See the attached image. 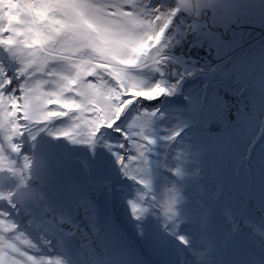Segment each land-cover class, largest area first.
<instances>
[{
	"label": "rangeland",
	"instance_id": "1",
	"mask_svg": "<svg viewBox=\"0 0 264 264\" xmlns=\"http://www.w3.org/2000/svg\"><path fill=\"white\" fill-rule=\"evenodd\" d=\"M177 2L180 3V0H137L134 10L142 18H149L156 8H160L164 14H167L176 8ZM252 6L264 10V0H252V2L251 0H245V2L243 0H208L207 3L191 0V4L184 8L188 12L192 10L193 14L181 18V24L175 28V34H180L181 37L188 34L195 37L202 35L210 39L219 35L224 43L231 42L234 52L230 51L225 57L226 50L221 51L222 55L218 59L220 63L216 66L223 67L221 70L224 72L231 63L233 53L239 59L238 62L243 59V61H249L253 66L245 79V83L249 86L255 83L254 80L264 79V29L262 26L254 25L262 22L252 21L250 16ZM227 11L236 16L229 18L230 25L224 26L222 23L228 20ZM206 19H209V27L199 32L197 23L205 26ZM248 25L253 26L255 31L249 32ZM162 49L158 45L146 59L127 69L132 82L141 89H153L161 84V77L157 75L153 65L156 60L159 62L162 58H169L167 52L160 53ZM159 55L162 57L159 58ZM147 59L150 61L144 63ZM177 59H173L172 62L181 65L184 70L176 81L169 87L163 88L165 91L159 109L148 112L142 106L140 108L142 101L145 103L150 101L144 98L130 105L126 111L130 109L132 114L127 118L124 115L125 111L115 126L121 129V132H117L115 127L105 129L95 139L97 152L106 161L98 159L91 168L83 167L84 163L81 162V175L75 173L70 167L71 160L77 159L84 153L87 156L91 145L80 142L83 151L79 152L76 142L61 134L64 129L72 126L71 117L51 123L50 126L54 124L58 141L43 137L48 135V128L36 126L30 130L19 140L22 145L20 153H13L3 135H0V146L4 148V154L16 160L17 167H23L24 159L20 156L22 154H25L31 163V168L24 176L25 184L21 183L20 177L0 172V213L3 214L0 215V219L15 226L13 230L7 232L0 226V235L10 239L9 242L14 243L20 252H26L27 255L44 261L45 264L47 259L59 261V264H152L149 258H153L152 245H157L160 249H163L164 245H170L172 254L168 253L166 257L169 260L168 264H264V120H261L264 118L263 106L255 119L240 120L237 113L224 109L217 90L222 82L217 84L212 77L205 76L180 82V78L189 68L185 66V59L182 57ZM252 59L259 64L251 61ZM149 64L152 66L149 67ZM21 67V59L15 51L0 46V69L14 77ZM222 76L219 75L215 79ZM199 78L202 80H198ZM87 79L95 82L93 77H87ZM151 102L154 101L151 100ZM59 107V105L53 106L57 110ZM217 114L231 118L235 125L232 134L245 137L240 146L241 156L247 155L248 150L252 151V156L245 161L243 169L248 170V173L251 172V165L255 160L259 163V169L250 178L243 176L241 179H233L232 183H230L229 175L222 170L227 166V172L235 176L238 162L218 158L214 166H209L207 163L206 170H200L190 161L193 159L192 152L196 150L195 144L202 134L199 128L183 131L176 144L177 148L164 159L166 168L160 180V182L163 181L160 187L164 190L159 192V195L161 197L165 192L181 195L182 205L177 213L186 223V227L180 235L188 240V245L181 244L177 237L173 238L175 241H168V228L157 219L159 215L156 209H153L152 225H149L152 227H149L146 221L136 223L137 213L133 212L130 202L139 204L140 201H146L144 187L137 182V179L150 180L156 157L161 152H155L154 158L151 156V151L148 152L145 148L142 151V162H139V156L133 153L134 138L138 132H141L145 136L147 145L149 141L152 142L157 138L163 145L165 143L163 139L181 131L185 124L196 123L200 121V117L212 119ZM246 123H248L247 128L244 127ZM245 132L251 134V137L245 136ZM124 133L127 134V139ZM38 139L41 141L39 142ZM55 141L57 145L54 144ZM65 144H68L71 149H66ZM121 144L124 145L123 148L119 147ZM208 147H214V144L209 142ZM41 151H43L42 158L46 161H39L37 155ZM120 155L125 157L128 168L126 171L122 167L130 180L126 189L117 187L122 175H113L115 180L111 186L102 184L99 179L106 172L108 167L106 162L117 164ZM133 157L136 159H132ZM38 164H43L45 169L52 173V177H55L52 178L53 190H50L48 194L41 192V187L46 185L48 180L35 174L38 171ZM118 169L122 170L121 165ZM95 170L97 177H95ZM167 171L174 173L176 177L166 175ZM196 174L199 176L198 185H193V182L188 186V178ZM177 176L185 180L178 182ZM252 177L255 178L254 181L250 180L254 179ZM56 181L58 182L55 183ZM220 187H224L219 195L221 200L215 201L213 195ZM195 188L199 190L196 192L199 195L194 194ZM29 194H32V198ZM141 195L145 197L143 200L140 198ZM50 203L52 208L49 206ZM230 207H237L238 211L232 214ZM59 210L62 211L60 215L57 214ZM83 213H86L91 221L89 227L84 223L87 218L82 217ZM206 223H208L207 226ZM233 235L234 238L256 249L254 251L257 252L255 257H258V261L249 259L250 257H247L248 260H243L239 256L238 258L209 257L205 250L213 246L214 240L208 241V246L202 248L204 239H233ZM25 240L31 242L30 246L25 243ZM71 245L79 249V252L70 249ZM134 245L138 247L136 254ZM144 248L148 257L142 253ZM188 252L191 253L190 257ZM13 260L19 261L20 264H31L27 256H21L18 252L6 247L0 264H12ZM159 263L164 264L162 261L154 264Z\"/></svg>",
	"mask_w": 264,
	"mask_h": 264
},
{
	"label": "snow or ice",
	"instance_id": "2",
	"mask_svg": "<svg viewBox=\"0 0 264 264\" xmlns=\"http://www.w3.org/2000/svg\"><path fill=\"white\" fill-rule=\"evenodd\" d=\"M4 3L22 9L14 14L0 8V46L13 49L22 63L14 77L0 69V135L13 153L21 152L19 140L30 130L66 117H71L73 124L62 135L74 142L94 143L105 129H113L138 99L152 100L158 92L165 91L159 85L141 89L132 82L127 69L156 49L178 8L167 14L156 8L151 17L142 18L134 10L137 0H0V4ZM180 3L189 6L191 0H180ZM26 5H31L33 11L44 9V14L37 20ZM57 8H76L90 13L91 31H70L61 29L59 24L53 25L52 19L68 20L66 16H49ZM87 77H93L95 82ZM49 105L60 107L57 110ZM115 130L121 132L118 127ZM124 136L127 139L126 133ZM136 147L139 149L140 145ZM117 162L128 170L123 155L118 156ZM30 168L27 157L23 167H17V161L5 155L0 146V172L20 177L25 184V172ZM137 182L151 189L150 180L139 178ZM130 203L134 213L146 211L139 204ZM174 204L173 193L165 192L161 196L160 207L165 216L175 215ZM0 226L5 232L15 227L4 219H0ZM177 239L188 245L184 236ZM5 243V237L0 235V260L4 258ZM25 243L30 246L31 242L25 240ZM6 247L27 256L31 264H45L20 252L14 243L8 242ZM12 264L20 262L13 260ZM46 264H59V261L47 259Z\"/></svg>",
	"mask_w": 264,
	"mask_h": 264
},
{
	"label": "trees",
	"instance_id": "3",
	"mask_svg": "<svg viewBox=\"0 0 264 264\" xmlns=\"http://www.w3.org/2000/svg\"><path fill=\"white\" fill-rule=\"evenodd\" d=\"M163 1H166V0H163ZM200 1L202 3L208 2V0H200ZM243 1L245 2V0ZM177 3L178 5L176 6V8H178L179 11L172 18V22L170 23L169 27L165 30V33L163 34L161 38V42L159 44L161 48H163L160 53L167 52V54H169L168 55L169 58L168 59L162 58L159 62H157L156 60L154 61L155 64L153 65L157 72V75L160 76L162 80L161 84H159L160 88L169 87L171 83L176 81L178 76L181 75L184 70V68L181 67V65L179 66L175 62H172L173 59L178 60L177 58L182 57L183 59H185L184 60L186 62L185 66H187V68H192V67H198L201 65L217 64L220 61L218 60L219 56L222 55L221 51L226 50L227 53L225 52V57H227L226 55L230 51H233L232 43L227 42L228 44L231 43L230 45L224 43L223 41L220 40L219 35L218 37H212V39H210L202 35H196L197 37H195L194 35L188 34L185 37H181L180 34H175L176 32L175 28L177 26H180L181 18L186 17V16L188 17L193 14L192 10L188 12L184 8L185 5L179 2ZM149 4L151 3L149 2ZM205 12L209 14L208 11H205ZM205 16H207L206 18H208L207 14H205ZM232 16L235 17L236 15L230 11H227L226 18H228V20L227 22H223L222 24L224 26H228V24L230 25L231 21H229V18H232ZM250 16L253 22H256V21L262 22V23H257L254 25H259V27L262 26V28L264 29V10H260L256 6H252V11H250ZM209 25H210L209 19L208 20L206 19L205 26L197 23V30L199 32L203 31L205 28L209 27ZM247 28H249V32L255 31L253 30L254 27L251 25H248ZM171 34L173 35L171 36ZM161 57L162 55H159V58ZM243 60L242 61L240 60L239 62L235 63L234 66L229 67V69H227L224 72L221 70L223 69V67L220 68L217 66V70H221L222 74L221 73L220 74L223 76L222 78L218 77L217 79L214 80V82H216L217 84L222 82V85L217 87V90H218V95H220L221 102L223 103L224 109L225 110L230 109V112L233 111L237 113V115L240 117L239 119L242 121H245V120L251 121L257 117L258 113H260L259 110L261 109L262 106L264 110V79H261V80L258 79V81L254 80L255 83L254 84L251 83L248 86L245 83V79H246V75L248 71L252 70L253 66H251L252 64L249 63V61H243ZM149 61L150 59H147L144 61V63H148ZM251 61L256 62L253 59ZM148 66L151 67L152 65L149 64ZM233 76H235V79H233ZM53 106L54 105H52L50 108H53ZM131 114H132L131 110L129 109L128 111H126L124 115L127 116L128 118ZM215 116L216 117L212 119H205V118L200 117V121L196 123L185 124L181 131H177V133L173 134L171 137H167L166 139H163L165 142L163 145L161 144L162 142L158 141V138L154 139L151 143L147 145L145 136L141 132H138L136 134V137L134 138L133 146H134L135 151H133V153L139 156V162H142L140 152L143 151L145 148H147L148 152L151 151L150 152L151 156L154 158L156 157L154 155L155 152L157 151L161 152L156 157V162H155V166H154L153 174H152V181H150L151 189L144 188L145 193H146V201L143 200L139 202V205L145 208L146 211H144L142 214L137 213L136 223H139V221L141 222L146 221V224H148V226L150 224L152 225L153 209H156L155 211L159 215V218L157 219L166 228H168V232H167V236L169 238L168 241H175V239L173 238L180 235L182 230L185 229L186 223L181 219V217L179 216V213H177V210L182 205L181 195L174 194L175 196V204H174L175 215L171 216V218L164 215L163 209L160 207L161 197L159 195V192H162L164 190V188L161 189L160 187V185L163 184V181L160 182V180H161V175L162 173H164V169L166 168L164 159H166L172 153V151H174V149L177 148L176 144L178 143V139L183 133V131L189 128H199L200 133L202 134L198 142L195 144L196 150L192 152L193 159L190 161L192 164L197 166L200 170L201 169L203 171L206 170L205 167L207 163H209V166L211 165L214 166L218 158L232 161V162H238L237 171L235 173V176H232L231 172L230 174L229 172H227V168H228L227 166H225L222 170V172H225L226 174L229 175L230 183H232L233 179L235 180L241 179L243 176L250 178V176L253 173H255L256 170L259 169V163L257 160L253 161V164L251 165V170H250L251 172L248 173V170L243 169L245 165V161L250 159L252 156L251 150H248L247 155L241 156L242 152H241L240 146H241V143L243 142L242 140H244L245 137L232 134V131L234 130L233 126L235 125L233 121L231 120V118L223 117L222 115H219V114ZM262 119L264 120V118H261V120ZM50 125L51 123L48 125H42L43 128L44 127L48 128V132H49L48 135H44L43 137H47L51 141L54 139H57L58 141L59 138L56 135L55 128L53 127L54 124L52 126ZM244 127L247 128L248 123H246ZM244 135L247 136L248 138L251 137V134L247 132H245ZM64 137L66 138V136ZM38 140L39 142L41 141L40 139ZM209 142H212L214 144V147H211V148L208 147ZM83 143L87 144L86 142H83ZM54 144L57 145L56 141L54 142ZM75 144L77 145V151L79 152L83 151L82 144H80V141H76ZM89 145L91 146H89L87 156L84 153L77 159L71 160L70 167L77 174H80V175L82 174L81 162L84 163L83 167L91 168V166H93V163H95V161L97 162L98 159L106 161V159L97 152L98 148L95 142L89 143ZM136 145H140V148L138 149ZM106 164L108 165V167L106 169V172L103 173L99 177L100 182L102 184H108L109 186H111L112 184H114L113 183L115 180L114 176L122 175V179H120L119 183L117 184V187L121 189L123 188L126 189L127 184H129V181H130L127 172H125L122 169V166H121L122 170L118 169V166H120L119 163L116 164L115 162L113 163L106 162ZM182 168L184 169L185 167L183 166ZM240 168L242 169L239 171ZM44 172H47L48 174ZM90 173H91V170L89 171V174ZM165 173L168 176H175L174 173L171 174L168 171ZM38 176L42 178H47L48 183L46 184L43 190L45 192H49L50 189L52 188V184H53L52 181L54 182L52 178H55V177H52V173L48 172L45 169V167H42V170L40 171ZM97 176L98 174H97V171L95 170V177ZM184 180L185 179H183L182 177L177 176L178 182L184 181ZM250 180L254 181L255 178L250 179ZM198 181H199V176L197 174L192 175L191 178H188L187 185L190 186L194 182L193 185L197 186ZM57 182L58 181H56L55 183ZM180 186L184 187L183 185H180ZM223 188L220 187L218 191H215V194L213 195V198L215 201L221 200L219 195L223 192ZM198 191L199 190L195 188L194 194L199 195V193H196ZM50 207L52 208V203H50ZM237 211H238L237 207L236 208L230 207V212L232 214L236 213ZM61 213L62 211L60 210L57 212L58 215H60ZM156 222L158 223V221ZM207 224L208 223H206V226ZM149 227H152V226H149ZM204 240L205 241L203 242L202 248H204V246H208L207 245L208 241L210 240L215 241L213 246L205 250L209 257L215 256V257L238 258L239 256L241 257L240 259H243V260H248L247 257H250L249 259L258 261V257H255V254L257 252L254 250L256 249L252 248L248 243H245L244 241L234 238V235H233V239L225 238V239H218V240L216 239H204ZM134 248L133 250H134V253L136 254L138 250L135 245H134ZM152 249L154 250V252H151L153 258L151 257L150 258L153 261H156V262L162 261L164 264L169 263V260L166 257L168 256V253L172 254V249L170 245L169 246L164 245L163 249L158 248L157 245H152ZM145 254H146V249H145ZM190 254L191 253L188 252L189 257H190ZM182 264H185V263H182Z\"/></svg>",
	"mask_w": 264,
	"mask_h": 264
},
{
	"label": "clouds",
	"instance_id": "4",
	"mask_svg": "<svg viewBox=\"0 0 264 264\" xmlns=\"http://www.w3.org/2000/svg\"><path fill=\"white\" fill-rule=\"evenodd\" d=\"M26 7L29 9L30 12H32V14L37 18V20H39V17L42 16L45 11L44 9L33 11L31 5H26ZM0 8L11 11L14 14L22 10L20 6L8 3L0 4ZM53 15H61L68 17V20L66 22L56 21L55 19H52L50 21L53 25L59 24L61 29H67L70 31H91V24L89 23V21L92 19V16L88 12H82L81 10L76 8H57L54 10V12L49 13V16ZM86 16L87 18H85ZM45 23H48V21H46ZM127 27L132 30L131 25H128Z\"/></svg>",
	"mask_w": 264,
	"mask_h": 264
},
{
	"label": "built area",
	"instance_id": "5",
	"mask_svg": "<svg viewBox=\"0 0 264 264\" xmlns=\"http://www.w3.org/2000/svg\"><path fill=\"white\" fill-rule=\"evenodd\" d=\"M197 74L215 78L216 76H218L219 71H217L212 65H205L203 67H200L198 69L197 73L192 72V71H186V72H184L183 77L180 78V82H184L185 80H191ZM158 95H161V94L158 92L157 93V96ZM156 98L153 99V100H156ZM67 148H69V146H67Z\"/></svg>",
	"mask_w": 264,
	"mask_h": 264
},
{
	"label": "bare ground",
	"instance_id": "6",
	"mask_svg": "<svg viewBox=\"0 0 264 264\" xmlns=\"http://www.w3.org/2000/svg\"><path fill=\"white\" fill-rule=\"evenodd\" d=\"M238 60L239 59H235V56H234V54H232V60H231V63L226 67V69H225V71L227 70V69H229V67H231V66H233V64L234 63H237L238 62ZM218 64V63H217ZM217 64H211L216 70H217ZM203 66H205V65H201V66H198V67H192V68H189L188 69V71H192V72H195V73H197V71H198V69L200 68V67H203ZM217 71H220V70H217ZM222 74V73H221ZM221 74H219V75H221ZM200 76H203V75H199V74H197L193 79H195V78H198V77H200ZM193 79H191L190 81H192ZM198 80H202L201 78H199ZM179 87L180 86H182V85H178ZM178 87V88H179ZM169 98H171V97H169ZM159 101H161V100H159ZM154 169V168H153ZM152 174L153 173H150V181H152ZM31 198H32V195H31ZM51 198H53V197H51ZM111 213H112V211H111ZM85 215V216H84ZM82 217H84V219H86L85 221H84V223H86V226L87 227H89L90 226V219H88V215L86 214V213H83L82 214Z\"/></svg>",
	"mask_w": 264,
	"mask_h": 264
},
{
	"label": "water",
	"instance_id": "7",
	"mask_svg": "<svg viewBox=\"0 0 264 264\" xmlns=\"http://www.w3.org/2000/svg\"><path fill=\"white\" fill-rule=\"evenodd\" d=\"M241 54V53H240ZM236 58H237V56H235ZM162 95H164V94H161V95H158L157 96V98H156V102H151V100L150 101H148V102H144V101H142L143 103H142V105L140 104V108H141V106L143 107V108H145L148 112H153V111H156V110H158L159 109V107H160V105H161V101H159V100H161L162 99Z\"/></svg>",
	"mask_w": 264,
	"mask_h": 264
}]
</instances>
